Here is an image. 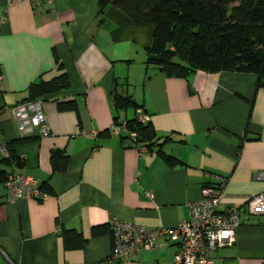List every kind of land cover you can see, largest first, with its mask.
Returning <instances> with one entry per match:
<instances>
[{
  "label": "crops",
  "instance_id": "1",
  "mask_svg": "<svg viewBox=\"0 0 264 264\" xmlns=\"http://www.w3.org/2000/svg\"><path fill=\"white\" fill-rule=\"evenodd\" d=\"M151 36L113 5L99 11L97 0H0V171L49 184L39 199L10 200L0 180V264H172L176 246L160 235L150 248L109 260L111 232L93 235L91 227L113 217L170 227L188 217L187 201L213 174L227 177L218 208L236 205L240 220L233 243L213 250L214 264H264V212L243 207L264 190V176L254 177L264 169V85L242 70L165 75L144 62ZM61 70L66 87L33 97L48 133L34 128L14 144L21 165L5 164L1 145L20 136L11 107L28 98L31 82ZM113 94L136 107L115 110ZM138 108L154 130L148 146L123 126L110 129ZM51 148L67 154L60 171L51 168ZM60 227L79 231L82 246L64 248Z\"/></svg>",
  "mask_w": 264,
  "mask_h": 264
},
{
  "label": "trees",
  "instance_id": "2",
  "mask_svg": "<svg viewBox=\"0 0 264 264\" xmlns=\"http://www.w3.org/2000/svg\"><path fill=\"white\" fill-rule=\"evenodd\" d=\"M99 11L106 5L121 10L135 25L152 28L150 43L145 47L146 65H151L165 75L185 76L197 69L204 71L242 70L255 74V84L264 85V0H97ZM60 65L58 64V68ZM66 72L61 70L49 79H39L28 86V98L66 87ZM32 97V98H31ZM117 111L136 107L129 95L112 96ZM22 101V100H21ZM114 122L117 121L114 117ZM124 126L135 130L134 142L147 146L155 142L154 130L147 119L142 122L136 114L125 116ZM129 136V135H128ZM19 136L5 143L8 153L2 162L19 166L22 160L14 153V144L27 139ZM169 163L173 156L158 150ZM67 154L60 148H51L49 161L52 170L65 167ZM7 173L0 171L4 182ZM46 181L38 187L48 192ZM109 231V224L91 227V234ZM64 248L82 246L85 238L75 229L60 227Z\"/></svg>",
  "mask_w": 264,
  "mask_h": 264
},
{
  "label": "built area",
  "instance_id": "3",
  "mask_svg": "<svg viewBox=\"0 0 264 264\" xmlns=\"http://www.w3.org/2000/svg\"><path fill=\"white\" fill-rule=\"evenodd\" d=\"M3 1L9 3L13 0ZM11 113L20 136L30 133L34 128H38L40 135L48 133L49 127L39 100L18 101L11 107ZM136 117L142 122L147 119L139 108L136 109ZM121 126H124V120L110 124V129L117 130ZM128 135L135 136V130H129ZM1 148L7 156L5 143ZM263 176L264 169L258 170L254 175L256 178ZM213 177L214 181L200 187L199 196L187 201L188 217L170 227L146 230L116 217L110 219L109 228L113 241L107 258L116 261L140 248H150L154 244L155 236L160 235L176 246L172 264H214L213 250L233 243L234 230L240 220L239 208L236 205L228 204L218 208L227 177L221 174H213ZM4 184L9 189L10 200L20 196L39 199L45 194L38 187L36 180L27 173L11 170L7 173ZM243 207L253 214L264 212V190L247 195L243 200Z\"/></svg>",
  "mask_w": 264,
  "mask_h": 264
},
{
  "label": "rangeland",
  "instance_id": "4",
  "mask_svg": "<svg viewBox=\"0 0 264 264\" xmlns=\"http://www.w3.org/2000/svg\"><path fill=\"white\" fill-rule=\"evenodd\" d=\"M149 66H151V65H149Z\"/></svg>",
  "mask_w": 264,
  "mask_h": 264
}]
</instances>
